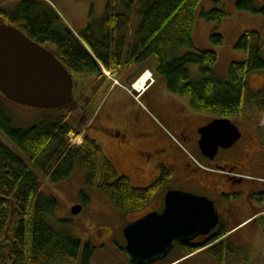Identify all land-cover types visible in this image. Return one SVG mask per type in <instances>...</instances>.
<instances>
[{
    "label": "trees",
    "instance_id": "16d2710c",
    "mask_svg": "<svg viewBox=\"0 0 264 264\" xmlns=\"http://www.w3.org/2000/svg\"><path fill=\"white\" fill-rule=\"evenodd\" d=\"M18 1L17 6L1 9L0 15L32 41L43 47L54 46L56 58L78 82L74 100L84 108L86 117L91 103H80L79 99L89 92L94 96L99 87L84 81L100 77L101 67L111 71L112 66L144 65L154 60L153 73L163 77L170 93L188 97L192 110L218 117H234L252 102L247 77L264 68V34L245 31L234 45L245 59L231 62L223 79L214 74L217 55L196 49L193 42L200 0H124L119 12L108 4L96 31L89 26L77 34L61 24L52 6L39 0ZM214 3L201 16L221 23L226 13L218 6L219 0ZM235 7L264 16V0H236ZM132 18L137 19V27L133 41L127 44L126 39H117V34L130 26ZM210 41L221 45L223 37L213 31ZM182 48L188 51L178 55ZM193 65L198 66L197 75L189 69ZM4 100L0 93V133L30 164L0 140V264H75L78 260L80 240L56 231L48 222L57 202L42 194L39 176L30 166L52 183L67 179L75 169L81 170L86 184L95 186L122 213L143 210L171 180L167 172L149 186H134L128 177L117 174L90 136L85 135L80 146L70 145L69 134L79 132L73 128L77 122L65 107L56 109L62 111L57 115L21 129L7 115ZM225 234V230H213L195 242L178 246L186 254L207 247L209 254L226 263L234 252L231 244L221 239ZM88 258L83 264H88Z\"/></svg>",
    "mask_w": 264,
    "mask_h": 264
},
{
    "label": "rangeland",
    "instance_id": "374dc122",
    "mask_svg": "<svg viewBox=\"0 0 264 264\" xmlns=\"http://www.w3.org/2000/svg\"><path fill=\"white\" fill-rule=\"evenodd\" d=\"M39 1L52 6V8L57 12L58 16L60 17L61 24L68 27L70 30H74L78 33L84 29H88L89 26L92 30L96 31V27L98 26L100 19L104 16V13H106V6L109 4L115 9V11L119 12L121 8H123L122 2H125L124 0ZM214 1L215 0H200V3L196 8V18L192 36L196 49L213 51L217 55V62L213 68V71L218 78L223 79L226 76L228 66L231 62H241L246 57L243 52L238 51L234 48L237 39L245 31H258L264 34V16L261 14H252L236 9V0H219L218 6H220L221 8L223 7L226 13V17L221 23L206 20L204 17L201 16V12H207L212 9L215 6ZM18 2V0H0V10H3L4 8L6 9L11 6H17ZM0 23L8 25L10 24L9 20L7 18H3V16L1 15ZM213 31L223 37V43L221 45L213 44L210 41V34ZM46 48L52 52L54 51L53 45L48 44ZM187 51V48H182L178 51V55H182ZM123 61H125L124 58ZM154 63V60H151L148 63L134 69L129 79H137L144 72L148 73L149 77L151 76L150 73L155 76L153 73L155 69ZM112 68V73L113 71L115 73H119L121 69L118 66H116V68L112 66ZM189 69L191 70L192 74H198V66H189ZM121 70L125 71L127 69L123 70L122 68ZM113 75H111V77ZM256 76L263 77L264 69L255 70L249 73L247 77V84L250 94L254 93L255 87L257 86V83L260 80ZM156 78V84L152 88V91L149 92V94H159V97L161 98L160 104L164 108L160 109L162 110L161 113L164 115V117L168 118L171 122L172 120L176 121L174 119V116L176 115L175 113H177V111L174 110L175 107L181 108L185 113L188 114H205L192 110L189 106L188 97L177 96L175 94L170 93L168 90L165 91L162 86L164 82L163 77L157 76ZM146 81L147 79L145 80V83ZM104 82V78L101 77L100 80H98V84L100 85V87L98 88L96 94L93 96V93L89 92L86 93L85 96H83V98L81 99L82 102L84 100L85 103H91V105H89L87 109V113L91 114L88 115L87 118L82 114V112H80V109L77 110L75 109V107L71 108V104L64 108L68 109L72 113L70 115L71 119H74L77 122V124L73 125V128L78 131L79 134H72V138L69 139V142L73 146H77L74 143L82 141V139L84 138L81 136V133H83V129L85 127L82 126L81 123L85 121L86 124L87 121L93 119V113H95L94 118L95 115H104L105 120L102 119L103 122L105 123L108 121L107 117H105L106 110L100 107L102 101L106 98L107 93V89L102 88ZM127 83H129V81H127ZM127 83H125L126 86H123L127 89L128 92L129 89L127 88ZM143 86L144 84L142 85V87ZM77 91L78 87L75 86L73 96L77 95ZM114 91H116V93L118 94L122 93L123 95H128L127 93L119 89H115ZM3 102L6 113L11 118L14 126L21 129L29 128L38 120L50 118L52 116L57 115L59 112H62L61 110L31 108L13 103L7 99ZM134 104L137 105V110L139 111V113L142 116L145 115L146 117V112L141 107H139L136 102ZM173 104L175 107L173 106ZM249 107L252 108V106ZM99 109L101 110L99 111ZM82 110H84V108ZM127 110L128 109H125V107H121L120 113H125ZM260 113L262 114V111L259 112V114L257 115L258 117L256 116L258 120L263 117L260 115ZM207 117L212 119L217 118L215 115L209 114L207 115ZM174 121L173 123H175ZM94 123L95 119L93 120L92 126H90L91 128L89 129H91V132L96 133L102 139L104 146L102 148L103 152L109 156L111 155V160H109L113 165L114 169L116 170L117 174L119 176L128 177L130 182L137 187L146 186L147 184H149L154 176V174H151L150 170L145 171V167L151 162L150 159L146 160V158L143 157V154L139 152H132V154L128 155L127 158L114 155L112 144L105 140V135L103 133H101L100 131H95L93 127ZM173 123L170 124L168 122L166 124V122H164V124L166 125L165 127L163 124L162 126L159 125V132L166 136L170 143H172L171 141L173 140L167 134L165 129L167 128L171 135L173 134L177 137L175 133L176 131L174 130L175 128H170V126L173 127ZM106 137L112 136L106 133ZM0 140L25 163H27L28 165L30 164L27 157L24 156L21 152H19L13 146V144L1 133ZM178 142L181 144V149L183 151H186L184 146H189L192 144L190 140L186 141L183 139L181 140L180 138ZM173 145L175 146V144ZM30 168L34 173L39 176L42 194L45 196H52L56 199V207L54 211L47 217L48 222H50V224L54 227L56 231L66 232L75 239L80 240L81 242L84 240L86 231L93 230L94 228H97L100 225H109L115 227L120 232L122 227L129 223V220L137 217L138 215H141V212L159 208L158 201L159 199H162L163 194L171 189H178L179 186L171 181L170 183L166 184L161 191L157 193L155 199L151 201L146 207H144L143 210L134 213H122L118 209H116L110 202V200L95 186L90 187L86 184L84 172L79 169H75L71 176H69L67 179L60 182L52 183L49 182L46 178L40 176V174L34 167L30 166ZM76 204L82 205V210L80 213L74 215L71 209ZM231 237L233 238V235ZM232 238H230V241H232ZM233 249L235 250V254H233L232 257L229 258V264H264V230L259 229L254 235L252 242L248 244L246 242H243L240 245L233 244ZM185 254L186 253L180 247L176 246L172 249V251L169 253V255L166 257L162 264H169L172 261H175L172 264H224V262L221 263L220 260L214 258L211 254H209L206 249L199 250L198 252H196V254H194L193 257L192 255L184 256ZM75 264H78V261H76Z\"/></svg>",
    "mask_w": 264,
    "mask_h": 264
},
{
    "label": "flooded vegetation",
    "instance_id": "af4514ba",
    "mask_svg": "<svg viewBox=\"0 0 264 264\" xmlns=\"http://www.w3.org/2000/svg\"><path fill=\"white\" fill-rule=\"evenodd\" d=\"M261 69L264 68L258 70ZM256 77L260 80L254 93H249L253 97L252 102L245 105L242 112L234 117H219L229 119L238 128L240 137L229 147L219 146L212 158L203 155L198 147L199 129L211 120L202 122L198 116L185 113L173 104L174 110L177 111L174 119L182 124V130L177 136L181 140H190L191 143L196 141V153L204 161L201 164L206 167L205 169L186 160L181 150L170 143L166 136L153 129L150 120L137 110L131 95L118 94L116 91L109 93L100 105L106 110L105 117L108 121L103 122L104 115H95L93 125L95 131H100L104 135L107 133L117 139L111 142L114 155L127 158L132 152H139L146 160L150 159L151 162L145 167V171L150 170L154 176L146 186L168 172L171 173L170 182L179 185L175 190L205 196L212 200L219 216V222L213 230L226 231L224 239L231 244L233 252L235 251L233 244L240 245L243 242L248 244L252 242L259 229L264 230V76ZM140 98L146 100L150 106L156 104L163 108L159 94L153 99L145 92ZM79 102L81 103L80 99ZM70 104L71 108L79 109L75 101ZM121 107L128 110L120 113ZM261 111L260 115L263 117L258 120L257 115ZM158 155L159 163L154 164L153 159ZM217 171H229L234 175L229 176ZM166 193L167 191L158 201L159 208L141 212V215L129 220V223L149 212L161 210L164 207ZM125 226L120 232L109 225L85 230L84 240L80 241L78 264H83L88 255V264H131L123 250L127 243L123 234ZM199 237L192 242L197 241ZM176 246L177 243L174 247ZM165 259L151 264H162ZM229 260L224 264H229Z\"/></svg>",
    "mask_w": 264,
    "mask_h": 264
},
{
    "label": "water",
    "instance_id": "95a60500",
    "mask_svg": "<svg viewBox=\"0 0 264 264\" xmlns=\"http://www.w3.org/2000/svg\"><path fill=\"white\" fill-rule=\"evenodd\" d=\"M73 79L53 52L29 39L12 25L0 23V93L9 101L56 110L73 100ZM198 147L213 157L217 148L231 146L238 128L228 119H213L199 129ZM82 206L72 207L78 214ZM219 222L214 203L205 196L169 190L164 207L127 224L123 229L124 253L132 264L164 259L175 243L187 244L206 236Z\"/></svg>",
    "mask_w": 264,
    "mask_h": 264
},
{
    "label": "crops",
    "instance_id": "0c3cea01",
    "mask_svg": "<svg viewBox=\"0 0 264 264\" xmlns=\"http://www.w3.org/2000/svg\"><path fill=\"white\" fill-rule=\"evenodd\" d=\"M133 23H131L130 24V26H128V27H125V28H123V29H121V31L117 34V39H119L118 37H122V38H124V39H126V42H127V44H130L132 41H133V39H134V33H135V31H136V27H137V19H133V21H132ZM125 42V43H126ZM125 48V47H124ZM141 65L140 64H131L130 66H128V67H125V65H121V66H119L121 69L123 68V70H125V69H127V70H125V71H122L121 69H120V72L118 73H115V72H113L114 73V75H113V78L112 79H115V80H117V83H114L113 84V81H112V79H105V82H104V84L102 85V88H106L107 89V95L109 94V93H112V92H114V90L115 89H119V90H122L123 92H125L124 91V89L122 88V86L123 85H126L125 83H127V81H129V77H130V75L133 73V71H134V69H136V68H138V67H140ZM84 82H90V83H95L96 82V78H87L86 79V81H84ZM156 84V83H155ZM154 80L152 79V81L150 82V85L148 86V87H146V89H145V91H146V93H148V95H149V97L150 98H156V95L157 94H155V93H151V94H149V92H151L152 91V88L154 87ZM162 86H163V88L165 89V91H167V89H166V87H165V83L163 82V84H162ZM155 94V95H154ZM143 103L145 104V106L147 107V109L149 110V112L152 114V116H154V118L156 119H154L151 115H150V113H148V111H145L146 112V117H147V119H149L150 120V122L152 123V125H153V129H155V130H157V131H159V123H161V124H163L164 126H166L165 124H164V122H166V124L169 122L170 124H172L173 123V121L174 120H172V122L168 119V118H166V117H164V115L161 113V109L159 108L158 109V106L156 105V104H151V105H153V106H150L149 104H148V102L146 101V100H143ZM94 114L95 113H93L92 115H93V119H91V120H89V121H87V123L85 124V121L84 122H82L81 124H82V126H84L85 128L83 129V133L85 132L86 133V135H88V136H90L91 138H93L100 146H101V148H103L104 146H103V141H102V139L96 134V133H94V132H91L92 130L91 129H89V128H91L90 126L92 125V123H93V120H94ZM91 115V116H92ZM207 115L208 114H199V115H195V116H198L201 120H203L202 122H205V121H210L211 120V118H208L207 117ZM155 123V125H154V123ZM175 123H173L174 125H175V127H174V125H173V127L172 126H170V128H175L174 130L176 131L175 133L178 135L179 133H180V131L182 130V124L179 122V121H174ZM89 129V130H88ZM105 140L107 141V142H115V141H117V139H115L114 137L112 138V137H106V135H105ZM172 142V141H171ZM173 143V142H172ZM173 144H175V143H173ZM196 145H197V143H196V141L194 142V143H192L191 145H189V146H184L185 147V149L189 152V153H191L200 163H204V161L202 160V158L196 153ZM175 146L176 147H178L176 144H175ZM178 149L179 150H181L182 151V153L184 154V156H185V158H186V160H188V161H190L191 163H193L192 161H191V159H190V157L188 156V154H187V152L184 150H182L181 148H179L178 147ZM102 151H103V149H102ZM103 155L107 158V159H110V156L109 155H107L106 153H104L103 152ZM111 160V159H110ZM153 162H154V164L155 163H159V155L156 157V158H154L153 159ZM246 218H248V217H246Z\"/></svg>",
    "mask_w": 264,
    "mask_h": 264
},
{
    "label": "bare ground",
    "instance_id": "6f19581e",
    "mask_svg": "<svg viewBox=\"0 0 264 264\" xmlns=\"http://www.w3.org/2000/svg\"><path fill=\"white\" fill-rule=\"evenodd\" d=\"M147 79V81L150 80V77H149V74L148 73H145L140 79L139 81H137L135 83V87L138 88V89H142L144 86H145V80ZM144 84V86L142 87V85ZM142 87V88H141Z\"/></svg>",
    "mask_w": 264,
    "mask_h": 264
}]
</instances>
